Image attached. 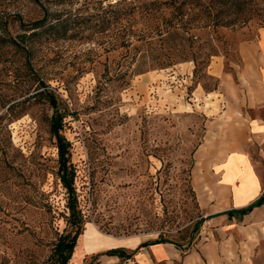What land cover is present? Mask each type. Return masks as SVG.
<instances>
[{"label":"rangeland","instance_id":"obj_1","mask_svg":"<svg viewBox=\"0 0 264 264\" xmlns=\"http://www.w3.org/2000/svg\"><path fill=\"white\" fill-rule=\"evenodd\" d=\"M60 1L40 0L61 20L109 0ZM259 5L264 11V0ZM19 17L28 24L43 13L30 0H0V115L10 113L0 121V264H46L58 237L68 232L49 134L54 113L62 116L61 133L70 143L80 208L91 217L67 264L193 263L188 255L196 246L219 241L216 227L203 223L189 249L168 243L169 257L156 258L154 245L129 260L105 252H130L160 233L182 243L185 229L205 217L191 183L194 155L219 128V104L239 110L263 95L254 74L264 23L220 30L216 55L194 76L193 62L136 73L150 64L135 47L145 33L156 39L154 28L164 20L131 19L101 34L76 25L71 39L46 31L29 40L25 55L14 44L24 33ZM123 72L132 74L125 86L118 80ZM42 84L53 90L54 107L34 97Z\"/></svg>","mask_w":264,"mask_h":264},{"label":"trees","instance_id":"obj_2","mask_svg":"<svg viewBox=\"0 0 264 264\" xmlns=\"http://www.w3.org/2000/svg\"><path fill=\"white\" fill-rule=\"evenodd\" d=\"M30 1L41 9L43 17L28 24H24L20 17L18 19L20 26L24 28V33L16 36L14 44L21 48L25 55L29 54L32 48L29 40L41 36L46 31H53V36L56 38L71 39L74 36L72 32L76 25L82 27V30L91 29L94 33L101 34L131 19H141L147 22L164 20L161 27L154 28L155 34L152 38L156 37V39L148 40L145 33L140 38V45L135 47L138 48L139 53L141 52L144 62L150 64L145 69L137 70V74L152 69H165L176 63L193 62V75L195 76L205 70L210 64L211 57L216 55V42L222 44V38L219 36L220 30L234 29L246 25L251 20L264 23V11L259 5L262 0H109L105 5L104 1H99L85 10L76 13L70 11L62 16V20L58 14L49 13L40 0ZM52 1L55 4L61 3L60 0ZM200 24H203L204 31L197 33ZM193 29L194 32L191 31ZM33 43L35 45L36 42ZM155 43L159 44L158 49L154 46ZM118 76L120 84L125 86L132 74L123 72ZM37 91L34 97H44L51 107L55 106V95L51 88L43 85ZM8 110L9 108L4 115H0L1 122L6 119L7 115H10ZM61 130L62 116L54 113L49 123V134L54 138L57 150L55 175L66 194L67 213L64 216V222L68 227V232L58 237L46 264H67L78 237L83 233L85 224L91 219L80 208L74 187L75 168L70 160V143ZM261 205H264V196L246 208L230 211L227 215L229 218L242 217ZM207 218L200 217L192 223L191 230L185 229L180 237L182 243L172 242L160 233L156 239L142 242L130 252L119 247L105 252V255L129 260L142 248L168 243L180 250L187 243L185 248L189 249L195 234L199 232L200 226ZM96 257L98 255L93 256V258Z\"/></svg>","mask_w":264,"mask_h":264},{"label":"crops","instance_id":"obj_3","mask_svg":"<svg viewBox=\"0 0 264 264\" xmlns=\"http://www.w3.org/2000/svg\"><path fill=\"white\" fill-rule=\"evenodd\" d=\"M257 47L261 57L254 75L263 95L257 93L252 104L239 110L219 104L220 112L214 119L219 128L194 155L192 187L208 217L204 223L216 227L219 241L209 239L196 246L188 255L194 262L187 264H264V205L242 217L227 215L264 196V114H258L264 108V102L259 103L264 101V39ZM154 246L156 258L172 254L169 244Z\"/></svg>","mask_w":264,"mask_h":264}]
</instances>
